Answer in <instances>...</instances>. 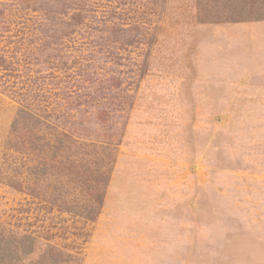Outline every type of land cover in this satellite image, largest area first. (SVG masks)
I'll list each match as a JSON object with an SVG mask.
<instances>
[{"label": "rangeland", "instance_id": "374dc122", "mask_svg": "<svg viewBox=\"0 0 264 264\" xmlns=\"http://www.w3.org/2000/svg\"><path fill=\"white\" fill-rule=\"evenodd\" d=\"M222 4L0 0V157L25 106L116 149L94 222L0 184V223L80 264H264V20Z\"/></svg>", "mask_w": 264, "mask_h": 264}, {"label": "trees", "instance_id": "16d2710c", "mask_svg": "<svg viewBox=\"0 0 264 264\" xmlns=\"http://www.w3.org/2000/svg\"><path fill=\"white\" fill-rule=\"evenodd\" d=\"M220 1L222 8L209 12L202 22L264 20V0ZM72 16L69 24L79 26V14ZM56 120L36 108L17 110L2 145L0 184L94 222L115 162V145L86 141L74 135L73 126ZM0 264H80V260L0 223Z\"/></svg>", "mask_w": 264, "mask_h": 264}]
</instances>
